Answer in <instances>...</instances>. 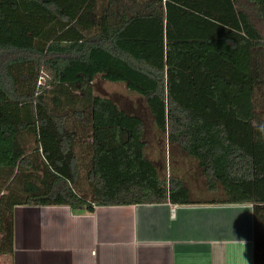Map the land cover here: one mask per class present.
Returning a JSON list of instances; mask_svg holds the SVG:
<instances>
[{"label":"trees","instance_id":"trees-1","mask_svg":"<svg viewBox=\"0 0 264 264\" xmlns=\"http://www.w3.org/2000/svg\"><path fill=\"white\" fill-rule=\"evenodd\" d=\"M215 2L176 14L169 0H0V254L14 252L18 204L251 203L264 264V0H227L222 15ZM142 22L152 31L133 34ZM97 76L149 114L95 94ZM154 141L222 196L196 200L162 177Z\"/></svg>","mask_w":264,"mask_h":264},{"label":"crops","instance_id":"crops-1","mask_svg":"<svg viewBox=\"0 0 264 264\" xmlns=\"http://www.w3.org/2000/svg\"><path fill=\"white\" fill-rule=\"evenodd\" d=\"M0 264H255L251 203L18 204Z\"/></svg>","mask_w":264,"mask_h":264},{"label":"rangeland","instance_id":"rangeland-1","mask_svg":"<svg viewBox=\"0 0 264 264\" xmlns=\"http://www.w3.org/2000/svg\"><path fill=\"white\" fill-rule=\"evenodd\" d=\"M169 1H171L172 5L170 7L168 5L170 10L178 8L176 10V14L180 13L181 10L184 11L189 9V7L186 6L187 2L192 5H195L198 2V0ZM226 4L228 5L227 0H220L218 4L215 2L212 4L211 11L215 12V14L222 15L226 10ZM257 23L260 29H264L263 23L259 21H257ZM166 24V21H164L163 27H166ZM150 31H152L151 24L148 22H142L136 24L132 33L141 35L149 34ZM40 81L44 84L45 77H41ZM94 92L95 94L101 96L113 98L128 112H141L145 115L149 114L145 98L139 93L130 90L125 83L114 82L107 80L102 76H97L94 81ZM258 97L259 100L257 104L264 116V88L259 91ZM148 154L160 167V174L162 177H165L167 180L171 177L181 179L185 185L189 187L191 195L194 199H212L214 197L222 196L221 193L214 194L208 191L207 180L202 172V169L197 165V162L192 157L178 147H170V144L167 141L165 143H158L157 141H154L152 147L148 150Z\"/></svg>","mask_w":264,"mask_h":264}]
</instances>
